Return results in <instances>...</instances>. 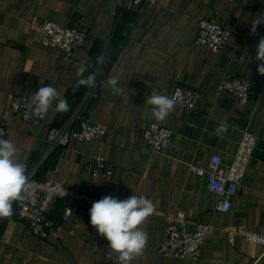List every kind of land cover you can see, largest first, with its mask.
<instances>
[{
    "label": "crops",
    "instance_id": "0c3cea01",
    "mask_svg": "<svg viewBox=\"0 0 264 264\" xmlns=\"http://www.w3.org/2000/svg\"><path fill=\"white\" fill-rule=\"evenodd\" d=\"M262 17L264 0H156L138 6L126 0H0V121L6 140L16 145L17 159L35 179L120 200L132 194L151 200L160 213L140 226L148 242L131 264H251L259 257L256 264H264V247L238 234L264 233V76L255 60L264 25L257 26L258 36L250 35L251 24ZM202 18L230 31L223 52L196 44ZM42 21L87 27L89 39L73 58L64 59L59 49L43 45ZM245 50L248 57L242 60ZM82 65L88 68L83 77L77 74ZM227 71L252 80L256 95L246 105L219 91ZM89 74H95V87H77ZM109 76L118 78L122 94H112ZM179 83L202 92L196 109L174 105L163 121L152 118L146 98L152 92L170 97ZM49 85L67 99L69 109L57 112L53 104L39 125L23 120L8 103L10 94L30 98ZM84 119L103 126L105 137L72 140L45 156L51 128L69 120L79 128ZM221 122L228 126L222 137L214 131ZM153 123L174 130L165 152L152 151L144 140V129ZM245 131L258 138L254 158L231 210L218 212L215 195L192 167H208L215 154L230 161ZM95 154L108 160L110 179L92 175L87 164ZM12 207V216L0 218V264H119L118 254L108 255V241L90 224L85 205H76L64 222L63 202L56 200L52 218L58 227L47 239L18 219L16 202ZM176 211L186 213L189 229L198 222L214 227L197 259L155 251L165 239L162 213Z\"/></svg>",
    "mask_w": 264,
    "mask_h": 264
},
{
    "label": "built area",
    "instance_id": "2783aa9c",
    "mask_svg": "<svg viewBox=\"0 0 264 264\" xmlns=\"http://www.w3.org/2000/svg\"><path fill=\"white\" fill-rule=\"evenodd\" d=\"M129 6H138L142 3H155L156 0H126ZM42 31V42L46 47L57 48L64 59H71L75 53L85 47L89 39L87 27H68L54 21L38 23ZM230 31L211 18H202L197 22L196 44L208 50L221 53L228 46ZM219 91L242 105L249 103L256 95L253 82L250 78L233 71H227L219 83ZM175 104L186 110L196 109L202 98V92L189 83L177 84L171 93ZM29 97L10 94L8 103L16 109L23 120L39 125L46 114L37 117L33 114ZM174 130L159 123H153L144 129V140L154 152H165L171 143ZM7 128L0 121V138L6 139ZM106 129L93 121L84 119L79 128L73 126V120L63 125L50 129L47 137L48 148L45 156L53 152L58 146H67L72 140L88 142L102 139ZM258 138L251 132H243L238 148L230 161L215 154L212 156L208 167L193 166V171L205 180L210 192L215 195L214 208L218 212H228L232 207V199L239 191L247 168L254 158ZM93 176L104 179L112 177V170L108 160L100 154L90 157L88 164ZM31 181L32 196L26 201H16V215L18 219L28 221L31 233L40 238L47 239L57 230V225L52 218L54 202L61 200L64 205L63 221L70 219L76 205L83 204L89 210L92 203L101 199L102 195L69 188L56 180H38L34 178V171L27 173ZM154 214L160 213L154 210ZM165 218V239L156 246L159 254L179 259H197L205 240L213 232V226L208 223H195L193 229L188 228L189 220L184 211L162 213ZM235 235L234 232H232ZM240 234L247 242L264 247V233L254 230H243ZM261 257H259L260 259ZM256 259L251 264L258 263Z\"/></svg>",
    "mask_w": 264,
    "mask_h": 264
},
{
    "label": "clouds",
    "instance_id": "9594fccd",
    "mask_svg": "<svg viewBox=\"0 0 264 264\" xmlns=\"http://www.w3.org/2000/svg\"><path fill=\"white\" fill-rule=\"evenodd\" d=\"M250 35H259L258 25H264V17L255 20L252 24ZM255 60L259 61L257 72L264 76V36L259 38L256 45ZM248 57L247 50L241 59ZM88 71L82 65L77 73L83 77ZM95 74H89L77 82L88 88L95 87ZM106 85L111 87L113 95H120L123 89L119 87L118 78L109 76ZM75 91V89H74ZM33 114L37 117L46 114L55 104V111L66 112L69 104L66 98H61L57 89L52 86H43L35 91L30 99ZM151 105L150 116L157 121H163L173 110L175 101L172 97L163 94L151 93L146 98ZM226 123H219L215 128L217 136L227 132ZM18 149L10 141L0 138V218L13 215V203L26 201L31 198V181L23 163L17 159ZM154 212V204L145 196L131 195L120 200L114 195L103 196L92 203L89 210L90 224L97 232L108 241V248L112 253L118 254L119 264H131L133 260L143 255L148 242V234L140 226Z\"/></svg>",
    "mask_w": 264,
    "mask_h": 264
}]
</instances>
